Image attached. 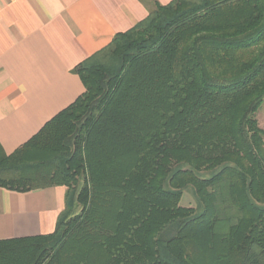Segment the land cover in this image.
<instances>
[{"label":"trees","instance_id":"obj_1","mask_svg":"<svg viewBox=\"0 0 264 264\" xmlns=\"http://www.w3.org/2000/svg\"><path fill=\"white\" fill-rule=\"evenodd\" d=\"M73 71L84 93L0 144V186L67 187L0 264H264V0L155 1Z\"/></svg>","mask_w":264,"mask_h":264},{"label":"crops","instance_id":"obj_2","mask_svg":"<svg viewBox=\"0 0 264 264\" xmlns=\"http://www.w3.org/2000/svg\"><path fill=\"white\" fill-rule=\"evenodd\" d=\"M0 0V144L7 154L85 91L73 70L120 32L172 0ZM264 129V102L258 112ZM64 185L26 192L0 186V240L52 233Z\"/></svg>","mask_w":264,"mask_h":264},{"label":"rangeland","instance_id":"obj_3","mask_svg":"<svg viewBox=\"0 0 264 264\" xmlns=\"http://www.w3.org/2000/svg\"><path fill=\"white\" fill-rule=\"evenodd\" d=\"M182 204L183 205H195L193 196L190 193L186 192L183 197Z\"/></svg>","mask_w":264,"mask_h":264}]
</instances>
